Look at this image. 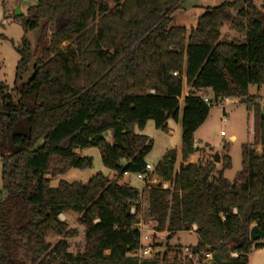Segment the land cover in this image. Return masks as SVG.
<instances>
[{
	"label": "trees",
	"instance_id": "trees-1",
	"mask_svg": "<svg viewBox=\"0 0 264 264\" xmlns=\"http://www.w3.org/2000/svg\"><path fill=\"white\" fill-rule=\"evenodd\" d=\"M36 0L20 20L24 33L40 29L44 45L32 49L22 37L16 47V101L0 81V136L8 153L2 158L0 189V264H136L138 220L143 193L123 182L125 174L145 173L152 140L134 132L151 119L165 130L181 108V158L198 151L193 134L213 103L239 98L254 109L253 143L241 147V170L229 181L223 171L230 158L179 165L168 150L154 167L160 182L146 190V212L155 231L167 239L196 226L193 253H210L207 264H247L253 225L264 231V113L249 85H264V7L252 0H228L207 7L189 31L173 23L172 12L184 0ZM229 22L242 38L222 36ZM67 42L63 47L62 43ZM31 68L30 77L23 76ZM212 95L206 104L202 96ZM109 131L108 139L104 133ZM98 148L102 173L87 182L50 178L69 168L92 166L76 150ZM78 214L84 250L68 251L57 235L73 231L59 219ZM236 253V256H231ZM158 255L141 264H158ZM161 264H191L166 260Z\"/></svg>",
	"mask_w": 264,
	"mask_h": 264
},
{
	"label": "rangeland",
	"instance_id": "rangeland-1",
	"mask_svg": "<svg viewBox=\"0 0 264 264\" xmlns=\"http://www.w3.org/2000/svg\"><path fill=\"white\" fill-rule=\"evenodd\" d=\"M36 0H0V81L4 82L9 90L13 100L17 99V92L15 90V68L19 59V54L16 47L21 45L22 37L29 41L32 49L42 47L44 45L45 33L40 29L30 30L24 33L21 20L18 13L23 16L26 15V9L29 5L34 4ZM228 0H184L180 7L175 9L171 17L173 23L184 26L187 31L194 26L196 16L200 13V9L213 7ZM257 7H264V0H252ZM109 5H112L111 0H107ZM222 36L228 38H242L235 30L231 29L229 22H224L220 27ZM67 42H63L64 47ZM31 68L23 76V82L31 75ZM257 85H251L250 93L256 92ZM187 92L185 83L183 84L179 114L177 120L169 117L167 119V126L165 130L157 129L151 119L147 120L142 129L134 128L135 133L143 134L152 140V149L146 156V161L153 168L160 161L162 156L171 149L176 151L175 170L179 165L186 164L188 160L195 162L199 159H212L214 155L219 156V162L216 164V169L220 170L222 166L221 158L228 156L230 158V168L223 171V177L231 181L235 175L241 170V147L243 145L253 143V148L256 154H260L261 146L254 137V109L248 107V104L241 101L239 98H228L226 102L221 104L219 101L213 103L205 121L195 130L193 134L195 147L198 151L194 153V159L181 158V108L182 99ZM262 97L258 102L264 98V85H261L259 91ZM208 96L212 98L209 93ZM233 138V139H232ZM8 144L6 139L0 136V189L2 187L1 181V167L2 158L8 153ZM83 156H90L92 158V166L85 169L69 168L65 173L50 178V186L55 187L59 181L66 182H87L93 175L102 173L108 178H113L114 173L107 169L102 161L98 148L89 147L84 150H76ZM152 179L157 181V184L164 183L166 187L169 182H160L159 178L153 174ZM123 182L129 186L137 189H143L140 200V210L137 215L138 228L141 233L148 236L146 242L151 246L152 253L144 260H152L158 255L159 263L163 256L166 260L173 259L174 253L183 247L194 245L197 241V234L195 231L182 230L179 231L171 239H167L165 231L159 232L154 229V221L148 216L147 199H146V183L138 179L135 174H125ZM78 214L67 210L59 215V219L63 221L67 229L72 230L70 236L57 235L52 230H47L45 240L53 245L60 238H65L68 241V251L76 255L84 250V229L77 222ZM261 240V239H260ZM248 264H264V246L253 247L248 254ZM208 263V262H207Z\"/></svg>",
	"mask_w": 264,
	"mask_h": 264
},
{
	"label": "built area",
	"instance_id": "built-area-1",
	"mask_svg": "<svg viewBox=\"0 0 264 264\" xmlns=\"http://www.w3.org/2000/svg\"><path fill=\"white\" fill-rule=\"evenodd\" d=\"M203 101L206 104H210L211 100L208 95L202 96ZM228 98H222L220 99V103L223 104L226 102ZM259 105V109L261 113H264V98L257 102ZM146 172L145 173H136V177L140 180H142L144 183H146V187H153L157 185V181L152 179V175L154 168L150 164H146ZM162 188H167L164 183L161 184ZM143 190V189H142ZM139 193L141 194V191ZM130 213L135 214L136 218L139 213V211L136 210L134 206L131 207ZM138 225V223H137ZM138 227V226H137ZM196 226L192 225L191 231H195ZM139 230V246L137 250L133 253V256L136 258L137 262L136 264H141V261L146 259L151 253H152V248L151 246L146 242L148 239L147 235H143L141 233V229L138 228ZM231 256H236V253H231ZM173 259H176L178 261H189L191 264H207V262L211 259V254L210 253H205V254H198V253H193L192 251L189 250L188 247H183L181 249H178L174 255Z\"/></svg>",
	"mask_w": 264,
	"mask_h": 264
},
{
	"label": "water",
	"instance_id": "water-1",
	"mask_svg": "<svg viewBox=\"0 0 264 264\" xmlns=\"http://www.w3.org/2000/svg\"><path fill=\"white\" fill-rule=\"evenodd\" d=\"M19 15H22L21 13H18ZM110 136V132L107 131L104 133V137L108 139ZM213 161L215 163L219 162V156L216 154L213 156ZM264 237V231L260 230L258 226L253 225L249 230V238L251 241H256L259 239H262Z\"/></svg>",
	"mask_w": 264,
	"mask_h": 264
},
{
	"label": "crops",
	"instance_id": "crops-1",
	"mask_svg": "<svg viewBox=\"0 0 264 264\" xmlns=\"http://www.w3.org/2000/svg\"><path fill=\"white\" fill-rule=\"evenodd\" d=\"M203 9H200V13L198 14V15H200L201 13H203ZM197 15V16H198ZM196 16V17H197ZM195 17V18H196ZM250 87H251V85H249V88H248V92H249V94L250 95H254V96H256V97H258V99H260V97H262L263 95H261L260 93H259V91L261 90V85L260 86H256V88H255V90H256V92H254V93H250ZM258 99H256V102H258ZM241 101H243V99H240ZM233 139V138H232ZM261 146V145H260ZM261 153V152H260ZM190 157H191V159H194V154L193 155H190L189 157H187L188 159H190ZM192 161L193 160H188V162L187 163H192ZM249 260V259H248ZM248 264V263H247Z\"/></svg>",
	"mask_w": 264,
	"mask_h": 264
}]
</instances>
